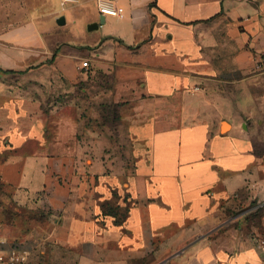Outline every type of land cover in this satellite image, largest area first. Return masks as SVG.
Returning a JSON list of instances; mask_svg holds the SVG:
<instances>
[{
	"label": "crops",
	"instance_id": "0c3cea01",
	"mask_svg": "<svg viewBox=\"0 0 264 264\" xmlns=\"http://www.w3.org/2000/svg\"><path fill=\"white\" fill-rule=\"evenodd\" d=\"M0 179L21 264H264V0H0Z\"/></svg>",
	"mask_w": 264,
	"mask_h": 264
},
{
	"label": "built area",
	"instance_id": "2783aa9c",
	"mask_svg": "<svg viewBox=\"0 0 264 264\" xmlns=\"http://www.w3.org/2000/svg\"><path fill=\"white\" fill-rule=\"evenodd\" d=\"M71 0H61V4L64 5L66 2ZM99 12L101 14H107L112 16H122L123 15V8L118 6H112L111 4L105 2H98ZM81 69H86L88 67V61L83 60L79 66ZM194 89H197L195 87ZM256 244L259 249L264 251V240L255 238ZM22 259L19 255L11 254L9 256H5L4 254H0V263L4 264H21Z\"/></svg>",
	"mask_w": 264,
	"mask_h": 264
},
{
	"label": "trees",
	"instance_id": "16d2710c",
	"mask_svg": "<svg viewBox=\"0 0 264 264\" xmlns=\"http://www.w3.org/2000/svg\"><path fill=\"white\" fill-rule=\"evenodd\" d=\"M8 194H10V193H8V191H7V189H6V187H5V185H4V183L1 181V179H0V205L2 206V207H4L5 209H4V214H5V216H6V214H7V216L10 214V215H12L13 213H12V208H14L15 206H11V204H9L4 198H6L7 197V195ZM2 195H4L5 197H1ZM8 209V210H7ZM19 211H21V210H19ZM106 211L107 212H109V213H113L114 215H115V221L116 222H120L121 220H122V217L124 216V214L122 213V212H117L116 211V208H113L112 206H110V207H108L107 209H106ZM12 213V214H11ZM20 215H22V217H26V218H32V217H36V216H34V215H36V212H33V211H27V210H22V212H21V214ZM37 218V217H36Z\"/></svg>",
	"mask_w": 264,
	"mask_h": 264
},
{
	"label": "rangeland",
	"instance_id": "374dc122",
	"mask_svg": "<svg viewBox=\"0 0 264 264\" xmlns=\"http://www.w3.org/2000/svg\"><path fill=\"white\" fill-rule=\"evenodd\" d=\"M28 6H26L27 9ZM61 40L65 43H67L69 40L66 38L65 33L60 34ZM70 43V42H69Z\"/></svg>",
	"mask_w": 264,
	"mask_h": 264
},
{
	"label": "water",
	"instance_id": "95a60500",
	"mask_svg": "<svg viewBox=\"0 0 264 264\" xmlns=\"http://www.w3.org/2000/svg\"><path fill=\"white\" fill-rule=\"evenodd\" d=\"M102 20H100V22H101ZM97 27V24L96 23H93V24H90L89 26H88V29H92V28H96Z\"/></svg>",
	"mask_w": 264,
	"mask_h": 264
}]
</instances>
